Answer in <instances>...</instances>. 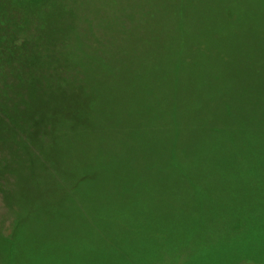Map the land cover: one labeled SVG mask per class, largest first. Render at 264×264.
Listing matches in <instances>:
<instances>
[{"label":"rangeland","instance_id":"1","mask_svg":"<svg viewBox=\"0 0 264 264\" xmlns=\"http://www.w3.org/2000/svg\"><path fill=\"white\" fill-rule=\"evenodd\" d=\"M0 264H264V0H0Z\"/></svg>","mask_w":264,"mask_h":264},{"label":"trees","instance_id":"2","mask_svg":"<svg viewBox=\"0 0 264 264\" xmlns=\"http://www.w3.org/2000/svg\"><path fill=\"white\" fill-rule=\"evenodd\" d=\"M188 183H189V186H191L192 188L194 187V181L192 179H188ZM75 197V196H74ZM76 201H77V198L75 197ZM76 209L79 210L81 212V215H84V212L82 210V208L80 207L79 204H76L75 205ZM216 218V217H215ZM88 223V222H87ZM5 236V235H3ZM8 236H5V240H8L9 238H7Z\"/></svg>","mask_w":264,"mask_h":264}]
</instances>
